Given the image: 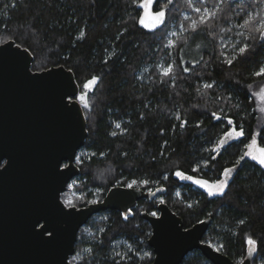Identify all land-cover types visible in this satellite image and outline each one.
I'll return each mask as SVG.
<instances>
[{"label": "trees", "instance_id": "obj_1", "mask_svg": "<svg viewBox=\"0 0 264 264\" xmlns=\"http://www.w3.org/2000/svg\"><path fill=\"white\" fill-rule=\"evenodd\" d=\"M142 1L0 0V43L13 39L29 49L33 70L59 64L71 69L86 94L87 136L76 153L79 173L61 198L72 184L78 207L133 180L134 187L159 190L137 200L127 213L107 209L91 216L80 227L69 259L73 264H149L154 253L143 213L163 201L185 227L209 217L203 241L235 262L246 256L248 237L256 239L259 249L253 246L250 264H264V167L244 156L253 137L264 147V76L254 75L264 66V41H249V50L235 60L234 46L221 45V39L236 37L230 26L244 23L246 12L259 20L264 3L192 0L189 6V0H172L166 24L150 30L137 23ZM164 6L165 0L159 5L154 0L151 10ZM193 7L214 13L207 26L199 24L202 10L196 13ZM180 25L183 31L167 45L168 34ZM250 30L245 26L243 36ZM168 65L172 71L165 77L161 73ZM92 76L98 82L84 89ZM240 128L244 136L223 142L226 131ZM224 169L233 170L224 176ZM178 170L225 181L223 194L208 195L177 177ZM179 264L213 263L194 249Z\"/></svg>", "mask_w": 264, "mask_h": 264}, {"label": "water", "instance_id": "obj_2", "mask_svg": "<svg viewBox=\"0 0 264 264\" xmlns=\"http://www.w3.org/2000/svg\"><path fill=\"white\" fill-rule=\"evenodd\" d=\"M32 61L29 49L15 40L0 43V264H73L69 258L77 233L91 216L107 209L127 213L137 200L159 190L114 186L98 203L65 207L60 195L79 173L75 156L87 136L86 99L69 106L68 94L73 99L86 94L71 69L59 64L33 70ZM57 163L61 169L70 166L61 173ZM157 209L155 217L143 213L154 253L149 264H179L194 249L213 264H250L248 250L235 262L203 241L209 217L185 227L166 203ZM41 216L50 222L55 239L40 236L39 226L33 230Z\"/></svg>", "mask_w": 264, "mask_h": 264}, {"label": "snow or ice", "instance_id": "obj_3", "mask_svg": "<svg viewBox=\"0 0 264 264\" xmlns=\"http://www.w3.org/2000/svg\"><path fill=\"white\" fill-rule=\"evenodd\" d=\"M154 2V0H146V3L144 4H140L139 7L143 8V9H147L149 7V5H151ZM161 2V0H155V3L157 5H159ZM200 4H204L205 0H199ZM220 2H224V0H220ZM260 2L264 3V0H260ZM172 3V0H165V6L164 7H160V9L158 11H144L143 14H141L139 16V19L137 21V23L142 26L143 28L146 29H150V30H155L158 27L165 25L166 24V20H167V6L170 5ZM252 3L255 4L256 0H252ZM189 6H193L192 5V0H189ZM193 10L196 13H200L201 12V7H193ZM244 9L241 8V11H243ZM203 12L205 13L204 16L200 17L199 20V24L200 25H205L207 26V20L211 19L214 16V13H209V10L207 7L203 8ZM237 15H239V13H237ZM245 15L248 17V19L244 20V25L242 26H250L251 30L249 35L244 36V39L242 41H238L236 45H234V51L236 53V55L233 57V60L237 59L239 56L244 55L248 50H249V41H253L255 39H259L261 41H264V17H261L259 20H254L253 16L254 14L252 12H246ZM197 29V25L196 22H193L192 24V31L196 32ZM230 31V30H229ZM173 35H175V33H173ZM239 35L243 36V33H240ZM17 50L19 51V45H17ZM233 60H228L227 63L229 65H231L233 63ZM171 71H172V65H168L164 71L161 73L163 76L167 77L171 75ZM184 71L187 72L188 68H184ZM39 74V73H36ZM255 76L260 77V76H264V66H261L259 71H256L254 73ZM99 80V77L97 76H92L89 80H87L83 87L84 89H88L90 86L95 85ZM205 87L207 88H211L213 87V85L208 84L205 85ZM261 91H264V88L261 89ZM77 100L81 103L84 102L85 100V96L83 94H81L79 97H77L76 99H73V94H68V104L69 106L72 103H76ZM85 107H87V104H85ZM216 114L213 113V116H215ZM186 123V121H185ZM228 123L231 125L233 124V121L231 119L228 120ZM117 128L120 127L119 124L116 125ZM244 130L243 128H240L239 130L233 129L231 131H226L225 136L227 139L231 140L234 136L236 138L242 137L244 136ZM257 141L256 138L253 137L252 138V142L250 144H246L245 147L247 148H254L256 145ZM223 142L221 143L220 147L223 148ZM261 156L259 158V163L261 165H264V148H260L259 149ZM244 156H250L253 160L257 159L256 155H253L252 152H245ZM244 156L240 157V160L244 159ZM239 163V161L237 162ZM70 165L69 164H64L63 165V169H67ZM55 168L58 172L63 171V169H61L60 164L57 163L55 165ZM198 169H193V171H197ZM233 169H224L223 175L227 176V174L232 171ZM175 175L177 177L183 178V179H187V180H192L193 183L201 186V187H207L208 188V194L209 195H214V194H223V189L226 186L224 181L220 180L215 182V184L213 185H209L207 181L204 180H199V179H193L192 176H188L185 175L183 172L181 171H176ZM143 184H147L148 181H143ZM137 184V181L133 180L130 183H127L126 187L131 189L134 187V185ZM212 187H215L217 189V193H213L212 192ZM89 203L95 204L98 203V201L96 200H92L89 201ZM161 203H163V201H161ZM64 205L66 208L72 210V209H76L77 205L75 204V202L71 199H65L64 200ZM151 215L153 217H155L157 215L156 212H152ZM43 219L45 222L44 224L40 223V220ZM241 224L243 223V221L240 222ZM37 226H39V230H38V234L42 237H46L49 240H53L56 238V233L53 230V228L50 226V222L48 221V219L44 216H41L39 218L36 219L35 223L33 224V230L37 231ZM247 244L249 245L248 248V254L251 256L254 254L253 252V246L255 247L256 250L259 249V242L256 239H253L252 237H248L247 239ZM120 253H117V256H119ZM145 256H149V253H145Z\"/></svg>", "mask_w": 264, "mask_h": 264}, {"label": "rangeland", "instance_id": "obj_4", "mask_svg": "<svg viewBox=\"0 0 264 264\" xmlns=\"http://www.w3.org/2000/svg\"><path fill=\"white\" fill-rule=\"evenodd\" d=\"M244 0H242V1H240V2H243ZM144 3H146V0H143L142 1V3L141 4H144ZM144 11H152L151 10V5H149V7L147 8V9H143L142 8V13L141 14H143V12ZM254 14V13H253ZM183 15L185 16V17H187L188 16V12H184L183 13ZM205 15V13L203 12V10H202V12H201V15H200V17L201 16H204ZM257 17V16H256ZM261 17H264V13L262 14V16ZM260 17V18H261ZM259 18V19H260ZM245 19H248V17H246ZM242 25H244V23H238V22H236V23H232V25L230 26L231 28H234V31H232L233 32V35H235L236 37L234 38V39H232L230 36H227V38H225V39H221V45L223 46V47H227V44H228V47L227 48H229L230 46H234V44L236 43V42H238V40L241 38V35H239L240 33H243V35H244V33H245V26H242ZM180 31H183V28H182V26L180 25V26H178L177 28L175 27V28H173L172 29V31L168 34V36H167V45H172L174 42H175V37H177L178 35H180L179 33H180ZM173 33H175V35H173ZM244 37V36H243ZM192 43V41L190 42V44ZM190 44H189V46H190ZM37 70H41V69H37ZM252 142V139L247 143V144H250ZM260 148H264L263 146H260V145H258V143H256V145H255V147L254 148H247V147H245V152H252V154L253 155H256L257 156V159L255 160V161H257L258 163H259V158H260V156H261V153H260V151H259V149ZM260 164V163H259ZM261 165V164H260ZM263 167H264V165H262ZM193 179L195 180V179H199V180H204V181H207L208 182V184L209 185H213V184H215V182H217V181H220V180H217V181H208V180H206V179H203V178H197V177H193ZM192 181V180H191ZM223 181V180H222ZM192 183H193V181H192ZM225 183V182H224ZM193 185H195V186H197V187H199V188H201L202 190H204L207 194H208V188L207 187H201V186H199V185H197V184H195V183H193ZM74 186V184H72L70 187H69V190L66 192V194H65V196H64V198L62 199L63 201L65 200V199H71V200H73V194H74V190H73V187ZM212 192L213 193H217V189L215 188V187H212ZM209 195V194H208ZM214 195H216V194H214Z\"/></svg>", "mask_w": 264, "mask_h": 264}, {"label": "flooded vegetation", "instance_id": "obj_5", "mask_svg": "<svg viewBox=\"0 0 264 264\" xmlns=\"http://www.w3.org/2000/svg\"><path fill=\"white\" fill-rule=\"evenodd\" d=\"M75 163H76V156H75ZM225 182V181H224ZM60 197H61V195H60ZM62 199V198H61ZM63 201V200H62ZM64 202V201H63ZM130 210V209H129ZM128 210V211H129ZM152 212H156V213H158V209H157V206H156V208H155V210H152L149 214H151Z\"/></svg>", "mask_w": 264, "mask_h": 264}]
</instances>
